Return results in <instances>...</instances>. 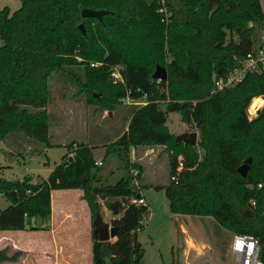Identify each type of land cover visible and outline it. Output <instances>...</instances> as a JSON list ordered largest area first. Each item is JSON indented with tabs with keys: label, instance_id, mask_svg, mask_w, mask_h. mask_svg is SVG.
<instances>
[{
	"label": "trees",
	"instance_id": "obj_1",
	"mask_svg": "<svg viewBox=\"0 0 264 264\" xmlns=\"http://www.w3.org/2000/svg\"><path fill=\"white\" fill-rule=\"evenodd\" d=\"M166 5L168 20L158 0H21L13 12L0 8V142L19 133L53 146L50 77L79 66L83 75H72L79 93L98 109L113 111L129 90L132 98L146 101L132 110L128 129L107 152L128 154L132 147L162 145L170 158V181L155 187L165 190L172 212L211 216L234 234L253 235L264 263V104L252 119L248 112L253 98L264 95V72H248L218 91L214 83L264 45L262 0H166ZM85 7L108 12L102 20L83 18ZM158 65L167 68V80L153 77ZM115 67L123 81H114ZM172 111L196 126L197 144L177 141L167 124ZM67 146L47 179L0 174V195L10 201L0 209V230L25 229L26 215H50L53 189L81 188L92 220L101 213L102 195L119 215L111 220L118 226L114 241H101L92 232L93 264H143L145 249L137 231L148 204L127 203L140 194L132 176L102 184L104 162L98 164L93 146ZM180 156L184 168L175 181L171 176ZM248 158L252 161L243 176L238 168ZM21 254L5 247L0 262L16 261Z\"/></svg>",
	"mask_w": 264,
	"mask_h": 264
},
{
	"label": "rangeland",
	"instance_id": "obj_2",
	"mask_svg": "<svg viewBox=\"0 0 264 264\" xmlns=\"http://www.w3.org/2000/svg\"><path fill=\"white\" fill-rule=\"evenodd\" d=\"M5 6L13 12L21 6V0H0V8ZM3 44L0 35V46ZM76 72L83 75L81 67L74 65L64 71H55L50 77L47 109L50 113V141L54 145L46 147L22 134L11 135L0 142V165H11V170L1 175L20 180L31 175L33 182L47 179L54 166L68 153V143L92 144L96 160L104 162L100 171L102 184H115L122 177L132 176L136 190L141 191L147 200L148 211L143 218V227L137 231V238L145 249L143 264H240L232 251L233 232L211 216L172 212L165 190L155 187L170 181V158L164 148L156 147L153 159L148 158L153 154L150 153L142 160L138 158L144 156L146 146H140L132 155L131 150L119 155L107 152L109 144L122 133L137 104L121 103L111 113L98 109L87 102L85 94L79 93L77 79L72 76ZM167 124L177 135L198 130L194 124L183 121L178 111L169 112ZM134 170L138 171L137 175H133ZM7 200L6 196H0V208L5 207ZM101 214L109 220L114 213L103 204ZM49 221L50 215L26 218L28 225L46 226ZM7 247L12 253L10 246ZM0 264L9 263L3 261Z\"/></svg>",
	"mask_w": 264,
	"mask_h": 264
},
{
	"label": "crops",
	"instance_id": "obj_3",
	"mask_svg": "<svg viewBox=\"0 0 264 264\" xmlns=\"http://www.w3.org/2000/svg\"><path fill=\"white\" fill-rule=\"evenodd\" d=\"M130 117L131 114L128 121ZM127 129L128 123L120 135ZM194 131L198 132L199 138V130ZM89 145L93 146L92 144ZM139 147H132L131 155ZM146 147L148 149L144 150V156L142 155L138 159L142 160L150 153L153 154L149 155L148 158L153 159L155 148H164L162 145ZM0 167H4L0 169V174H5L11 170L10 164H1ZM83 193L81 188L53 189L51 194L52 211L48 225H28L26 223L25 229L0 230V249L9 245L12 252L21 251L24 254L19 260L8 261V263L93 264V220L89 205L82 198ZM9 204L10 201L7 200L5 207ZM103 204L106 205L104 201H102ZM27 217L29 215H26ZM116 217L119 215L113 214L109 220L103 218L111 223V220ZM33 238L34 240H32Z\"/></svg>",
	"mask_w": 264,
	"mask_h": 264
},
{
	"label": "built area",
	"instance_id": "obj_4",
	"mask_svg": "<svg viewBox=\"0 0 264 264\" xmlns=\"http://www.w3.org/2000/svg\"><path fill=\"white\" fill-rule=\"evenodd\" d=\"M158 2L160 3L159 11L164 13L165 20H168L171 12L169 11L168 6L166 5V0H158ZM262 4L264 7V0H262ZM92 65H98V63H92ZM251 71L264 72V45L257 49L250 50L242 60L236 63V65L229 72L227 77H216L214 79L215 90L218 91L225 87L236 85L237 83H239L244 79V77L248 72ZM111 75L113 76L115 82L123 81V77L121 75V72L119 71V67H115L112 70ZM262 97L264 99V95H262ZM122 102L130 105L131 104L138 105V104L146 103L144 99L132 98L130 96V90L127 92V95L122 99ZM261 107H258L256 111L252 112L249 106L248 112L250 119H252L254 116L257 115V112ZM72 155L73 154L71 153V156ZM98 164L101 165L102 161H99ZM183 168H184L183 157L180 156L176 168V173H174L171 176V179L177 181V176ZM137 173L138 171L134 170L133 175H137ZM259 186H262V184H259ZM127 203L141 206V205H147V200L140 192V194L137 196L132 195L128 197ZM252 203L254 204L255 202L253 201ZM246 241H248L249 244H253V246L250 248H248L247 246V248H245ZM232 251L236 254L237 260L239 261L240 264H264L258 257L259 254L258 239L253 235L234 234V238L232 241Z\"/></svg>",
	"mask_w": 264,
	"mask_h": 264
},
{
	"label": "water",
	"instance_id": "obj_5",
	"mask_svg": "<svg viewBox=\"0 0 264 264\" xmlns=\"http://www.w3.org/2000/svg\"><path fill=\"white\" fill-rule=\"evenodd\" d=\"M108 10L106 9H93V8H88L85 7L81 11V15L83 18L86 17H97L100 20H102L103 15L106 14ZM80 29L85 32V25L83 22L79 24ZM153 77L157 78L159 80H167L168 79V70L165 66L158 65L155 72L153 73ZM111 113V111H110ZM177 141L179 142H185V143H190V144H197L198 142V132L197 131H186L184 133H181L177 135L176 137ZM201 154H205V150H201ZM252 159L248 158L244 164H242L239 168L238 171L243 175L246 176L248 173V170L250 168V163ZM13 197H16V194L14 191L10 192ZM102 199H105L106 196L102 195ZM94 224V229L93 231L95 233L99 234V239L101 241H108L111 240L112 238L117 237L118 233V226L112 225L111 223L107 222L104 220L103 216L101 213H98L93 220Z\"/></svg>",
	"mask_w": 264,
	"mask_h": 264
},
{
	"label": "bare ground",
	"instance_id": "obj_6",
	"mask_svg": "<svg viewBox=\"0 0 264 264\" xmlns=\"http://www.w3.org/2000/svg\"><path fill=\"white\" fill-rule=\"evenodd\" d=\"M263 104H264V99H263V97H262V96H260V97L257 96V97H255V98H253V100H252V102H251V104H250V110H251L252 112H254V111L257 110L258 107L263 106ZM247 246H248V248H250V247L253 246V244H249V242L246 241L245 248H247Z\"/></svg>",
	"mask_w": 264,
	"mask_h": 264
}]
</instances>
